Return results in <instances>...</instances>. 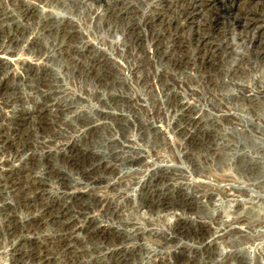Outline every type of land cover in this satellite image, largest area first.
Masks as SVG:
<instances>
[{"label": "rangeland", "instance_id": "obj_1", "mask_svg": "<svg viewBox=\"0 0 264 264\" xmlns=\"http://www.w3.org/2000/svg\"><path fill=\"white\" fill-rule=\"evenodd\" d=\"M0 264H264V0H0Z\"/></svg>", "mask_w": 264, "mask_h": 264}]
</instances>
